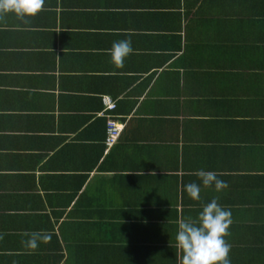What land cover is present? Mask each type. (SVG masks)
<instances>
[{
	"label": "crops",
	"instance_id": "1",
	"mask_svg": "<svg viewBox=\"0 0 264 264\" xmlns=\"http://www.w3.org/2000/svg\"><path fill=\"white\" fill-rule=\"evenodd\" d=\"M213 198L231 264H264V0H45L0 21V264H178L179 221ZM32 232L49 242L25 248Z\"/></svg>",
	"mask_w": 264,
	"mask_h": 264
},
{
	"label": "clouds",
	"instance_id": "2",
	"mask_svg": "<svg viewBox=\"0 0 264 264\" xmlns=\"http://www.w3.org/2000/svg\"><path fill=\"white\" fill-rule=\"evenodd\" d=\"M45 7V0H0V21L11 13L22 23H29L30 18L38 15ZM110 63L116 68H122L124 60L133 52L130 39L113 42L106 50ZM154 174V173H152ZM197 176L205 188L214 185L217 192L226 189V181L217 178L214 171L200 170ZM187 195L193 200L200 199V185L190 182L185 185ZM201 211L195 220L181 219L175 235V247L178 250V264H231V244L225 237L230 235L232 214L229 209L218 203V198L201 205ZM29 239L22 245L30 250L38 247V242L47 243L50 236L44 232L25 233ZM3 237L0 236V239Z\"/></svg>",
	"mask_w": 264,
	"mask_h": 264
},
{
	"label": "built area",
	"instance_id": "3",
	"mask_svg": "<svg viewBox=\"0 0 264 264\" xmlns=\"http://www.w3.org/2000/svg\"><path fill=\"white\" fill-rule=\"evenodd\" d=\"M102 102L105 109L111 110L115 107L114 101L109 96H103ZM120 132V127L114 123H109L106 127V138L105 144L107 147H110L117 139Z\"/></svg>",
	"mask_w": 264,
	"mask_h": 264
}]
</instances>
